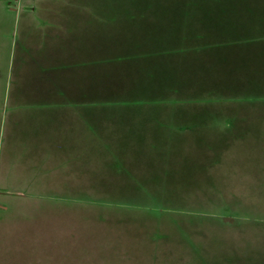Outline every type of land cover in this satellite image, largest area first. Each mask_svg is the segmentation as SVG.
I'll use <instances>...</instances> for the list:
<instances>
[{
	"label": "rangeland",
	"instance_id": "374dc122",
	"mask_svg": "<svg viewBox=\"0 0 264 264\" xmlns=\"http://www.w3.org/2000/svg\"><path fill=\"white\" fill-rule=\"evenodd\" d=\"M59 5L0 72V264H264V0Z\"/></svg>",
	"mask_w": 264,
	"mask_h": 264
},
{
	"label": "crops",
	"instance_id": "0c3cea01",
	"mask_svg": "<svg viewBox=\"0 0 264 264\" xmlns=\"http://www.w3.org/2000/svg\"><path fill=\"white\" fill-rule=\"evenodd\" d=\"M22 1V2H21ZM20 2V3H19ZM0 0V72H11L17 66L41 59V43L47 39L51 15L63 16L61 0ZM75 23V22H70ZM63 24V22L61 23ZM26 53V54H24ZM25 55L23 59L21 55ZM34 56V57H33ZM36 56V58H35ZM5 74H0L4 79ZM12 180L15 181L11 177ZM8 177L0 176V218L5 220L10 204L22 190L14 192Z\"/></svg>",
	"mask_w": 264,
	"mask_h": 264
}]
</instances>
